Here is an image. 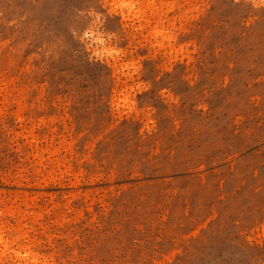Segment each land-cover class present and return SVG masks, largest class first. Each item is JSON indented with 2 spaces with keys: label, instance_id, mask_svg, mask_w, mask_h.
<instances>
[{
  "label": "rangeland",
  "instance_id": "374dc122",
  "mask_svg": "<svg viewBox=\"0 0 264 264\" xmlns=\"http://www.w3.org/2000/svg\"><path fill=\"white\" fill-rule=\"evenodd\" d=\"M0 227V264H264V0H0Z\"/></svg>",
  "mask_w": 264,
  "mask_h": 264
},
{
  "label": "bare ground",
  "instance_id": "6f19581e",
  "mask_svg": "<svg viewBox=\"0 0 264 264\" xmlns=\"http://www.w3.org/2000/svg\"><path fill=\"white\" fill-rule=\"evenodd\" d=\"M129 3V2H128ZM128 3H124V4H126V5H128ZM151 3V2H150ZM155 5V4H154ZM152 6H153V4H152ZM133 7V6H132ZM125 8H126V6H125ZM130 8V7H129ZM121 10V9H120ZM138 10V9H137ZM137 10L135 11V12H137ZM143 10V9H142ZM133 11V10H132ZM149 11H151V9L149 10ZM157 11V10H156ZM122 12V11H121ZM120 12V13H121ZM128 12V11H127ZM134 12V11H133ZM155 12V11H154ZM129 13V12H128ZM122 14H124V13H122ZM127 14V13H126ZM135 14V13H134ZM133 14V15H134ZM156 14V13H155ZM136 15V14H135ZM151 15V14H150ZM157 15H158V13H157ZM152 16V15H151ZM139 18V17H138ZM137 18V19H138ZM146 19V18H145ZM158 19V18H157ZM139 22V21H138ZM147 23H148V21H147ZM154 26H155V23L153 24ZM152 25V26H153ZM154 28V27H153ZM146 29V28H145ZM149 29V28H148ZM147 31V30H146ZM149 31V30H148ZM155 31V30H154ZM163 32V31H162ZM156 33H158V32H156ZM166 33V32H165ZM146 35V34H145ZM166 36H168V35H166ZM161 37V36H160ZM154 38H156V37H154ZM153 38V39H154ZM160 39V38H159ZM167 39H169V38H167ZM156 42V41H155ZM156 43H158V42H156ZM159 44V43H158ZM130 65H133L132 64V62H131V64ZM124 66H126V65H124ZM127 68V67H126ZM127 72V71H126ZM1 228V227H0ZM2 234H0V246L2 247L1 249H0V254H2V252L4 251V249L6 250L7 248H8V245H7V240L5 239V238H3L2 236H1ZM6 236V235H5ZM9 238V237H8ZM12 240V239H11ZM14 240V239H13ZM24 241V240H23ZM12 242V241H11ZM19 244H21V243H19ZM16 246V245H15ZM20 246V245H19ZM19 246H16V247H19ZM23 246H25L24 244H23ZM26 246H28V244L26 245ZM10 247V246H9ZM29 248V247H28ZM7 253H9V252H7ZM12 253H13V257H18V258H20L19 260H21L22 262H16L17 264H41V260L39 259L38 260V258H37V256H39V255H36V253L34 252V251H32V250H30V249H27V248H22V252H20V249L18 250V249H14V248H12ZM3 255H1V257H2ZM0 257V258H1ZM4 257V256H3ZM42 257V256H41ZM11 258H12V256H11ZM50 258V257H49ZM15 259V258H14ZM13 259V260H14ZM42 259V258H41ZM44 259V258H43ZM18 260V259H17ZM44 261H45V259H44ZM47 261V260H46ZM43 262V261H42ZM48 263V262H47ZM44 264V263H43Z\"/></svg>",
  "mask_w": 264,
  "mask_h": 264
}]
</instances>
